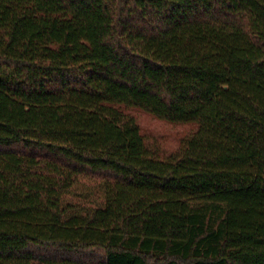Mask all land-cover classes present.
<instances>
[{"label": "trees", "instance_id": "obj_1", "mask_svg": "<svg viewBox=\"0 0 264 264\" xmlns=\"http://www.w3.org/2000/svg\"><path fill=\"white\" fill-rule=\"evenodd\" d=\"M0 264H264V0H0Z\"/></svg>", "mask_w": 264, "mask_h": 264}, {"label": "rangeland", "instance_id": "obj_2", "mask_svg": "<svg viewBox=\"0 0 264 264\" xmlns=\"http://www.w3.org/2000/svg\"><path fill=\"white\" fill-rule=\"evenodd\" d=\"M125 113L135 119L146 143L159 148L161 157L176 150L184 137L195 130L193 124H171L139 109H129Z\"/></svg>", "mask_w": 264, "mask_h": 264}]
</instances>
